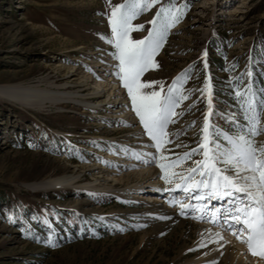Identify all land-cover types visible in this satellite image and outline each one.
I'll return each instance as SVG.
<instances>
[{
  "label": "rangeland",
  "instance_id": "obj_1",
  "mask_svg": "<svg viewBox=\"0 0 264 264\" xmlns=\"http://www.w3.org/2000/svg\"><path fill=\"white\" fill-rule=\"evenodd\" d=\"M123 2L0 0V84L60 83L74 66V78L115 76L123 86L116 75L115 47L108 43V17ZM181 4V18L166 29L152 58L156 66L139 77L141 83L155 81L142 93L166 94L172 85L179 97L159 151L124 87L135 123L119 126L114 123L120 112L100 104L35 109L0 95V192L7 199L0 204V264H226L222 253L203 251L206 228L226 224L225 212L218 215L225 204L206 194L198 200L201 189L184 188L200 179L203 165L196 162L205 159L200 147L205 133L212 154L231 147L226 136L244 135L256 148L264 145V0H155L131 21L142 27H134L129 38L148 35L153 27L148 22L162 6ZM248 101L258 117L255 135ZM223 159L214 161L215 167L234 176ZM159 164L167 166L165 171ZM100 167L116 171L119 181L106 178ZM143 167L150 174L133 173ZM192 168L194 174L188 172ZM165 172L167 183L161 179ZM69 174L75 176L69 185L29 186ZM145 180L155 181L151 192L144 190ZM126 185L138 188L122 192ZM155 194L172 211V220L148 211L146 197ZM224 198L230 204L243 194ZM181 204L220 211L213 222L193 207L181 210ZM229 224L236 226L224 230L245 243L243 224Z\"/></svg>",
  "mask_w": 264,
  "mask_h": 264
},
{
  "label": "snow or ice",
  "instance_id": "obj_2",
  "mask_svg": "<svg viewBox=\"0 0 264 264\" xmlns=\"http://www.w3.org/2000/svg\"><path fill=\"white\" fill-rule=\"evenodd\" d=\"M154 2L155 0H151V2L149 0H124L123 3L112 7L111 15L108 17V23L111 26V38L108 39V43L114 45L115 52L112 55L119 61L117 65L119 71L116 75L119 76L123 87L127 89L133 110L139 117L145 133L155 142V147L159 151L166 135L164 129L170 118L176 115L173 108L179 97L172 85L169 86V91L166 94L158 91L142 93L141 89L150 87L151 83H155V81L145 84L140 82L139 77L147 68L156 66L152 58L161 46L166 29L181 18L185 5L162 6L148 22L153 25L148 29V35L140 40L130 39L128 33L134 27L137 29L142 27V25L134 26L131 21L141 11H146L148 7H151V3ZM204 90H209L207 76H205ZM244 95L247 97L248 93ZM261 103L264 104V99L261 100ZM248 107L253 113L247 117L251 121L250 133L255 135L258 131L256 127L258 117L251 101H248ZM204 127L205 129L209 127L207 114L204 118ZM208 139L209 134L205 133L200 144V147H204L205 159L196 162L198 167L203 165L200 179L185 187L184 191L189 192L192 187L201 189L202 194L196 197L198 200H203L205 194L210 199H216L231 198L234 193H242V199L237 198L234 201L230 199V207L224 213L225 223L229 220L236 221L237 225L242 223L247 230V236L243 242L247 244L248 250L254 255L264 256V145L256 148L254 142L244 135L234 138L226 136L225 139L228 140L231 147L227 151H217L216 154H212L213 149L205 147V140ZM215 147L218 149V146ZM182 155L187 158L190 153ZM220 156L224 158L222 162L225 165L233 166L236 173L234 176L225 175L215 167L213 162ZM159 167L165 171L167 166L159 164ZM196 171V168L188 170L190 174H194ZM241 173L244 175L241 176ZM169 175L165 172L161 179L167 183ZM188 179H191V176L186 177L185 181ZM177 187H181V185H177ZM180 207L181 210L193 207L202 216L208 215L209 212L208 207L203 204L197 206L181 204ZM219 211V209L212 210L213 222H216ZM235 226L229 224L230 228ZM237 239H241V237L237 235Z\"/></svg>",
  "mask_w": 264,
  "mask_h": 264
},
{
  "label": "bare ground",
  "instance_id": "obj_3",
  "mask_svg": "<svg viewBox=\"0 0 264 264\" xmlns=\"http://www.w3.org/2000/svg\"><path fill=\"white\" fill-rule=\"evenodd\" d=\"M56 68L61 69V64ZM66 75V80L60 83L43 82L39 80L36 83L26 82L25 84H0V95L26 107L39 109L47 105L67 103L76 108L89 107L97 104L107 106L110 112L119 111L116 116L114 126H119L123 122L135 123V116L130 106L129 98L124 94V88L115 76H109L102 79L95 78L93 75L87 73L81 74L78 78L76 75V68L72 66ZM104 94V95H103ZM104 96V97H103ZM96 99L93 103L89 98ZM103 97V98H102ZM101 168V167H100ZM106 178L115 182L119 181L116 171L108 168H101L100 171ZM150 169L134 170L133 173L137 176L150 174ZM75 179L74 175H62L53 179L41 181L39 183L29 184L31 187L37 186H64L72 184ZM146 183L143 187L147 192H151L155 181H144ZM131 189L129 185L124 186L122 192ZM138 186H133L132 189L137 190ZM143 193V192H142ZM133 198L142 199L143 195L134 194ZM160 197V196H159ZM154 196L146 197L149 202L148 211L165 216L170 220L173 219V213L166 208L161 202V198ZM222 210V209H221ZM225 212V211H224ZM206 241L208 245L204 247L203 251L211 250L214 254H223L222 261L226 264H264V256L254 255L248 250V246L242 243V240L237 239L232 234V231H226L224 228L217 227L216 223L206 228ZM209 255V254H208ZM209 255V256H211Z\"/></svg>",
  "mask_w": 264,
  "mask_h": 264
},
{
  "label": "trees",
  "instance_id": "obj_4",
  "mask_svg": "<svg viewBox=\"0 0 264 264\" xmlns=\"http://www.w3.org/2000/svg\"><path fill=\"white\" fill-rule=\"evenodd\" d=\"M7 201V199L5 198V196L2 195V193L0 192V204H4ZM18 212H15V214Z\"/></svg>",
  "mask_w": 264,
  "mask_h": 264
}]
</instances>
